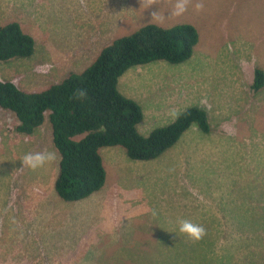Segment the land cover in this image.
I'll return each mask as SVG.
<instances>
[{
    "label": "rangeland",
    "instance_id": "obj_1",
    "mask_svg": "<svg viewBox=\"0 0 264 264\" xmlns=\"http://www.w3.org/2000/svg\"><path fill=\"white\" fill-rule=\"evenodd\" d=\"M199 2L202 11L194 7ZM136 3L119 14L113 8L115 15L109 0H0V26L18 22L36 42L33 58L0 62V79L41 91L83 72L103 46L147 24L188 23L200 34L188 61L131 67L118 89L146 108L145 131L165 127L187 110L160 114L176 85L190 89L191 106L209 109L213 99L220 105L215 116L222 119L210 122L211 132L217 126L222 138L232 140L230 146H243L241 158L234 160L238 157L229 150L199 160L189 142L150 162L131 160L123 147H114L123 151L119 158L103 149L105 186L82 201L65 202L55 189L60 153L49 113L34 134L25 135L17 131V116L0 109V264H190L195 255L207 254L197 246L207 241L236 244L237 258L261 264L264 88L255 93L252 86L256 69L264 71V0H191L180 17L167 15L175 3L168 0L159 18ZM101 9L104 20L90 13ZM251 117L256 121L246 128ZM45 150L57 159L35 171L23 166L26 153ZM235 206L237 214H229ZM180 219L202 225L206 235L189 240L179 233ZM229 258L227 263L235 264V257Z\"/></svg>",
    "mask_w": 264,
    "mask_h": 264
},
{
    "label": "trees",
    "instance_id": "obj_2",
    "mask_svg": "<svg viewBox=\"0 0 264 264\" xmlns=\"http://www.w3.org/2000/svg\"><path fill=\"white\" fill-rule=\"evenodd\" d=\"M199 41V31L191 24L170 28L147 24L115 39L83 72L72 73L44 90L28 92L18 83L0 79V109L17 116V131L25 135L34 134L49 113L54 145L60 153L56 192L65 202L82 201L106 184L102 149L123 147L131 160L149 161L176 145L193 127L211 133L207 111L192 107L145 137L138 130L144 117L142 107L118 89L120 78L131 67L155 61L184 63L193 56ZM35 47V39L20 23L0 26V62L31 59L36 54ZM254 81V91L264 88L263 70L256 69ZM81 90L85 92L83 97L79 95ZM200 245L197 246L206 249L207 254L204 258L195 255L190 264H228L230 256L235 257V264H255L254 258H237L233 250L239 249L236 244L207 241Z\"/></svg>",
    "mask_w": 264,
    "mask_h": 264
},
{
    "label": "crops",
    "instance_id": "obj_3",
    "mask_svg": "<svg viewBox=\"0 0 264 264\" xmlns=\"http://www.w3.org/2000/svg\"><path fill=\"white\" fill-rule=\"evenodd\" d=\"M109 1H110V5L108 6V10L112 9L111 12L113 14H115V12L113 11V8H117L116 13L119 14L120 8H124V6L128 7L131 5H138L136 3V0H109ZM93 6H95L94 9H96V2L95 1H93ZM142 10H145V9L143 8ZM104 11H105L104 9H101V11L98 13L95 11H93V13L92 12H90V13L92 14L93 17H95V18L101 17L104 20L105 19V16L103 15ZM181 24H188V23H181ZM130 71H132V70H130ZM130 71H128V72H130ZM190 95L191 94H190L189 88L183 87L180 84L176 85L174 91L168 97H166V100L168 103L167 110L160 113V114L169 115V114L173 113V114L177 115L179 113V111H178L179 108H181L182 111H184V110L192 108V107H198V108H201V109L207 111L211 123H214L217 125V122L218 123L221 122L222 118L221 117L217 118L215 116L216 110L220 106L219 104H217L213 99H211L209 109H207L206 107L191 106L190 105V103H191ZM139 105L143 109L144 117H143V120L141 121V123L138 125V130L143 136L148 137L150 135V133L153 130H155L156 128L155 129H149L148 131H145L144 128H142V124L144 123V121L146 119L147 111H146V108L142 104L139 103ZM167 112H169V113H167ZM157 115L158 114H154V115H152V117L155 118V117H157ZM248 120L250 121V123L249 124L246 123L245 127L246 128L251 127V126L253 127V124L255 123L256 118L251 117V118H248ZM172 122L173 121H171V123ZM167 125H169V123H167ZM215 129L216 130H214L213 132H211L209 134H205L201 131L195 132L196 127H193V128H191V130L188 131V133L190 132V134L194 132V134L192 136H190L191 139L188 138L184 141L180 140L176 145H178L180 147L181 145H187L189 142L190 153H194L196 155V158L199 160L202 159L203 157H205L209 152L214 153L218 157L219 155L225 156V152H227L229 150L234 152L233 157H238L234 160L240 159L241 158L240 157L241 151L243 150V146L237 145V144H233V146H230L229 143L232 142V140H228L227 138H222V136L219 134L221 132L218 130L217 126ZM141 130H143V132H145V133L143 134ZM217 134L220 136H217ZM104 149L108 150V152L111 153L116 158H119V156L123 155V151L121 150V153H120L118 148L109 147V148H104ZM102 150H101V152H102ZM165 153H163V155ZM115 161L121 162L118 159ZM117 170H119V168H117L116 171ZM229 209H233V210L227 211L229 214H231V212H233L234 214H237V210H236L237 208L230 207Z\"/></svg>",
    "mask_w": 264,
    "mask_h": 264
},
{
    "label": "clouds",
    "instance_id": "obj_4",
    "mask_svg": "<svg viewBox=\"0 0 264 264\" xmlns=\"http://www.w3.org/2000/svg\"><path fill=\"white\" fill-rule=\"evenodd\" d=\"M167 3H168V0H140L141 7L144 8L147 12L150 13L151 18H159L161 7L166 5ZM190 3H191V0H175V3L171 5V9L172 10L169 11L167 13V15L168 16H173V17L183 16L188 11V7H189ZM194 7H195V9L197 11H202L204 9V4L202 2H199V3H196L194 5ZM112 42L107 44V45H105V46H103L101 51L105 47H108L109 45H111ZM101 51L99 52V54L101 53ZM99 54H98V56H99ZM96 58H95V60H96ZM88 67L86 66V68H88ZM254 84H255V81H253V86H254ZM253 86H252V90L254 91ZM254 92L258 93L259 91L258 92L254 91ZM79 95L81 97H83L85 95V92L83 90H81ZM230 96H233V95L231 94ZM102 151H104V150H102ZM56 159H57V154L54 151L45 150V151H42V152H35V153L29 152V153H26L23 156L22 164H23L24 167L35 171V170H37L39 168H43L48 163L54 162ZM152 160H155V159H152ZM150 161L151 160L143 161V162H150ZM155 214L156 213L153 212V215H155ZM178 224H179V229H178L179 233L184 234L189 240H191L193 242L200 241L206 235V229L202 225L195 224V223H193L190 220L180 219L178 221Z\"/></svg>",
    "mask_w": 264,
    "mask_h": 264
}]
</instances>
